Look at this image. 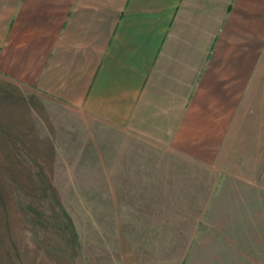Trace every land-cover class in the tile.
<instances>
[{"label":"crops","instance_id":"1","mask_svg":"<svg viewBox=\"0 0 264 264\" xmlns=\"http://www.w3.org/2000/svg\"><path fill=\"white\" fill-rule=\"evenodd\" d=\"M70 115L201 169L181 264H264V0H0V150L54 166Z\"/></svg>","mask_w":264,"mask_h":264},{"label":"rangeland","instance_id":"2","mask_svg":"<svg viewBox=\"0 0 264 264\" xmlns=\"http://www.w3.org/2000/svg\"><path fill=\"white\" fill-rule=\"evenodd\" d=\"M70 116L59 121L52 167L19 148L0 150V264H181L195 254L178 214L183 204L195 212L183 196L196 183L178 181L181 170L194 178L201 169L165 167L181 155Z\"/></svg>","mask_w":264,"mask_h":264}]
</instances>
